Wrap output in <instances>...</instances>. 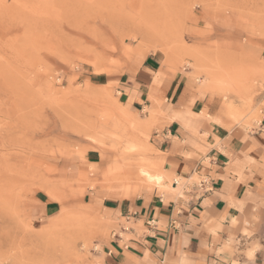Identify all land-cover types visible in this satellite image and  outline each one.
<instances>
[{"label": "rangeland", "instance_id": "obj_1", "mask_svg": "<svg viewBox=\"0 0 264 264\" xmlns=\"http://www.w3.org/2000/svg\"><path fill=\"white\" fill-rule=\"evenodd\" d=\"M144 61L255 127L264 0H0V264H95L129 227L105 198L198 183L142 174L162 167L160 99L130 113L103 77Z\"/></svg>", "mask_w": 264, "mask_h": 264}, {"label": "crops", "instance_id": "obj_2", "mask_svg": "<svg viewBox=\"0 0 264 264\" xmlns=\"http://www.w3.org/2000/svg\"><path fill=\"white\" fill-rule=\"evenodd\" d=\"M103 78L130 113L160 99L163 182L205 179L210 190L194 182L176 196L155 184L133 198H105L103 209L129 227L118 226L95 264H264V116L251 129L226 128L235 121L228 110L223 123L206 94L147 61Z\"/></svg>", "mask_w": 264, "mask_h": 264}, {"label": "bare ground", "instance_id": "obj_3", "mask_svg": "<svg viewBox=\"0 0 264 264\" xmlns=\"http://www.w3.org/2000/svg\"><path fill=\"white\" fill-rule=\"evenodd\" d=\"M226 72V71H225ZM229 72V71H228ZM227 72V73H228ZM223 74H224V72H223ZM229 74V73H228ZM226 75V74H225ZM228 76V75H227ZM233 76V75H232ZM226 77V76H225ZM240 77H241V75H240ZM235 78V77H234ZM231 79V78H230ZM240 79V78H239ZM228 113V112H227ZM236 121H238V120H236ZM119 173H121V172H119ZM119 173H115V174H119ZM142 174L147 178V180H149L150 182H152V181H155L156 183H160L161 182V176H159V175H152V174H150L149 173V171L147 172V171H142ZM115 177V176H114ZM116 178V177H115ZM118 179V178H117ZM116 180V179H115ZM154 182V183H155ZM176 184L178 183V182H175Z\"/></svg>", "mask_w": 264, "mask_h": 264}, {"label": "built area", "instance_id": "obj_4", "mask_svg": "<svg viewBox=\"0 0 264 264\" xmlns=\"http://www.w3.org/2000/svg\"><path fill=\"white\" fill-rule=\"evenodd\" d=\"M196 186H197V188H201V189L206 188L204 193H206L210 190V188L208 187V183L206 182L205 179L198 181Z\"/></svg>", "mask_w": 264, "mask_h": 264}]
</instances>
